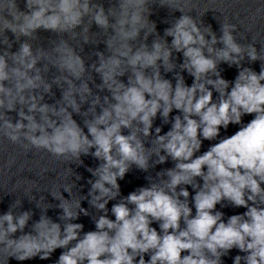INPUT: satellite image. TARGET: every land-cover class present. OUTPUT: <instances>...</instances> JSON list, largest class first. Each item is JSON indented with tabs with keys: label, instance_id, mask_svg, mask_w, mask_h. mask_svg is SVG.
<instances>
[{
	"label": "clouds",
	"instance_id": "clouds-1",
	"mask_svg": "<svg viewBox=\"0 0 264 264\" xmlns=\"http://www.w3.org/2000/svg\"><path fill=\"white\" fill-rule=\"evenodd\" d=\"M22 2L23 9L21 0H0V174L16 197L0 214L6 264L48 260L57 249L54 264H224L234 249L232 264H264V33L253 25L241 32L224 16L218 37L202 17L224 10L205 8L198 20V0H109L107 8L100 0ZM155 8L181 13L163 36L150 19ZM262 13L258 7L253 20ZM40 31L55 35L48 47ZM101 42L105 51L86 63L84 45ZM245 61H259L260 71ZM221 64L238 69L233 81ZM246 115L253 119L244 123ZM157 118L168 131L154 126ZM230 125L239 128L222 136ZM204 141L215 143L201 153ZM41 154L63 170L39 160L29 166ZM88 156L99 163L87 167V194H77L76 168ZM169 160L173 167L122 195L119 181L133 166L148 173ZM50 172L55 179L41 190L38 179ZM42 191L58 202L57 220L37 197ZM24 198L41 210L30 227L34 212L16 211ZM84 201L101 213L87 232L75 222L90 216ZM218 205L246 211L225 218Z\"/></svg>",
	"mask_w": 264,
	"mask_h": 264
}]
</instances>
